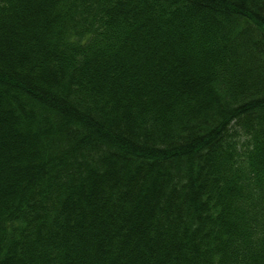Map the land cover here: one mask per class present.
Returning <instances> with one entry per match:
<instances>
[{"label":"trees","instance_id":"16d2710c","mask_svg":"<svg viewBox=\"0 0 264 264\" xmlns=\"http://www.w3.org/2000/svg\"><path fill=\"white\" fill-rule=\"evenodd\" d=\"M0 264H264V0H0Z\"/></svg>","mask_w":264,"mask_h":264}]
</instances>
